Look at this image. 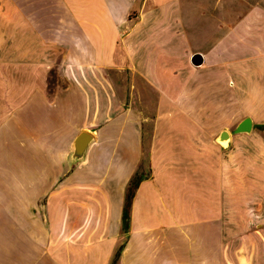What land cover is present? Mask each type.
Wrapping results in <instances>:
<instances>
[{
	"label": "crops",
	"instance_id": "crops-1",
	"mask_svg": "<svg viewBox=\"0 0 264 264\" xmlns=\"http://www.w3.org/2000/svg\"><path fill=\"white\" fill-rule=\"evenodd\" d=\"M120 246L264 264V0H0V264Z\"/></svg>",
	"mask_w": 264,
	"mask_h": 264
},
{
	"label": "trees",
	"instance_id": "trees-1",
	"mask_svg": "<svg viewBox=\"0 0 264 264\" xmlns=\"http://www.w3.org/2000/svg\"><path fill=\"white\" fill-rule=\"evenodd\" d=\"M142 166L136 171L132 179L130 180V183L128 185L127 194H126V200L123 210V229L124 231H127L129 228V220H130V210L132 205V200L135 195V192L139 186V184L146 178L149 177L150 173L146 172L145 170L141 169ZM122 247L120 246L118 250L116 251L114 258L112 260V264H116L119 256L120 251Z\"/></svg>",
	"mask_w": 264,
	"mask_h": 264
},
{
	"label": "water",
	"instance_id": "water-1",
	"mask_svg": "<svg viewBox=\"0 0 264 264\" xmlns=\"http://www.w3.org/2000/svg\"><path fill=\"white\" fill-rule=\"evenodd\" d=\"M251 128H252L251 120L246 119L239 125V127L237 128V132L250 131ZM221 137L224 139V138H227V135L222 134ZM88 139H89V135L86 133H84L80 136L79 141H78L79 149L84 148Z\"/></svg>",
	"mask_w": 264,
	"mask_h": 264
},
{
	"label": "rangeland",
	"instance_id": "rangeland-1",
	"mask_svg": "<svg viewBox=\"0 0 264 264\" xmlns=\"http://www.w3.org/2000/svg\"><path fill=\"white\" fill-rule=\"evenodd\" d=\"M148 168H149V164H148V162H146V163L144 164V169H143V170H146V172H148V171H147Z\"/></svg>",
	"mask_w": 264,
	"mask_h": 264
}]
</instances>
